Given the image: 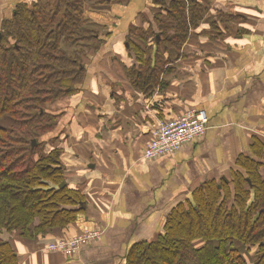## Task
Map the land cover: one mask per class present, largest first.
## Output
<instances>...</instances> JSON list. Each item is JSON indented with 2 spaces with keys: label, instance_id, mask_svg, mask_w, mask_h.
<instances>
[{
  "label": "crops",
  "instance_id": "obj_1",
  "mask_svg": "<svg viewBox=\"0 0 264 264\" xmlns=\"http://www.w3.org/2000/svg\"><path fill=\"white\" fill-rule=\"evenodd\" d=\"M37 1L0 0V27L16 6ZM172 1H82L85 28L94 38L81 58L85 72L77 91L57 105L60 119L68 115L56 135L68 134L66 182L85 197L86 210L70 227L45 237L13 235L20 264H124L129 247L160 233L170 211L205 182L223 183L232 193L240 156L264 165V0H195L204 9L200 22L178 51L158 46L167 64L146 95L128 78L138 62L127 40L151 49L153 64L155 44L139 37L149 26L157 31L156 17L169 19L162 5ZM191 108L207 112L203 136L173 154L144 160L159 122ZM259 174L264 178L263 166ZM87 229L100 230V238L73 255L45 249L51 240ZM240 252L245 264L256 263L255 249Z\"/></svg>",
  "mask_w": 264,
  "mask_h": 264
},
{
  "label": "trees",
  "instance_id": "obj_2",
  "mask_svg": "<svg viewBox=\"0 0 264 264\" xmlns=\"http://www.w3.org/2000/svg\"><path fill=\"white\" fill-rule=\"evenodd\" d=\"M82 1L20 4L0 27V264H20L10 243L13 235L45 237L70 227L86 210L85 197L66 182L62 134L43 138L59 117L46 106L75 93L84 77L81 58L94 35L85 28ZM162 7L169 19L156 17L157 31L149 26L139 37L155 44L153 64L151 49L127 40L138 62L128 78L146 95L167 64L158 46L178 51L204 11L195 0ZM254 144L260 145L255 139ZM236 163L241 170L233 174L232 193L223 183L205 182L191 200L170 211L160 233L129 247L124 264H245L242 248L255 249V264H264V178L259 174L264 165L248 156Z\"/></svg>",
  "mask_w": 264,
  "mask_h": 264
},
{
  "label": "built area",
  "instance_id": "obj_3",
  "mask_svg": "<svg viewBox=\"0 0 264 264\" xmlns=\"http://www.w3.org/2000/svg\"><path fill=\"white\" fill-rule=\"evenodd\" d=\"M208 124L206 110L191 108L183 115L171 121L159 122L152 131V139L142 152L144 160H153L162 155L173 154L186 143L194 142L203 136ZM101 231L96 229L83 230L69 239H54L46 243L49 252L73 255L89 241L99 239Z\"/></svg>",
  "mask_w": 264,
  "mask_h": 264
},
{
  "label": "rangeland",
  "instance_id": "obj_4",
  "mask_svg": "<svg viewBox=\"0 0 264 264\" xmlns=\"http://www.w3.org/2000/svg\"><path fill=\"white\" fill-rule=\"evenodd\" d=\"M66 47V46H65ZM71 47H68L67 50L68 51H71ZM66 98L67 97H63V98H60L58 99L57 101L51 103V104H48L46 106V110L49 112V113H52L53 115L57 114L58 110H57V105H59L60 103H65L66 101ZM55 109V110H54ZM58 115V114H57ZM67 115L68 113H66L65 115L62 114V117L60 119V117H58V124H57V127L55 128V130L53 132H50L48 134H46L43 138L46 139V138H49V137H52V136H56L57 132L61 131L65 126H66V123H67ZM4 126H7V127H10L11 126V123L9 121H4L2 122ZM77 125H72L73 128H75ZM52 133V134H51ZM68 135V134H67ZM65 133H62V136H60V148H63V149H66V144H67V136ZM69 141V140H68ZM47 150H49V148H47ZM45 152H48V151H45ZM63 160L61 161L64 165L65 164V155L64 157L62 156ZM67 167V166H66ZM66 174H68V170L66 172ZM70 174V172H69ZM60 254V253H59ZM63 255V254H62Z\"/></svg>",
  "mask_w": 264,
  "mask_h": 264
},
{
  "label": "water",
  "instance_id": "obj_5",
  "mask_svg": "<svg viewBox=\"0 0 264 264\" xmlns=\"http://www.w3.org/2000/svg\"><path fill=\"white\" fill-rule=\"evenodd\" d=\"M0 39H1V34H0ZM64 186H65V182H62L61 185H60V187L62 188Z\"/></svg>",
  "mask_w": 264,
  "mask_h": 264
}]
</instances>
